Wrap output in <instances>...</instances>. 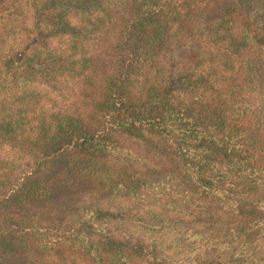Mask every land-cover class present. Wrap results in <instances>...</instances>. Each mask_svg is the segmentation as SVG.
<instances>
[{"label": "trees", "instance_id": "16d2710c", "mask_svg": "<svg viewBox=\"0 0 264 264\" xmlns=\"http://www.w3.org/2000/svg\"><path fill=\"white\" fill-rule=\"evenodd\" d=\"M196 1L0 0V258L222 264L211 260L215 241L195 246L205 235L188 228L195 221L180 223L189 252H170L163 238L182 227L147 216L163 197V213L205 207L264 232V28L235 8L222 12L211 30L219 54L157 85L160 51ZM154 158L169 159L178 180L145 195L146 177L121 162ZM53 179L71 194L96 181L113 198H138L122 208L94 198L74 219L37 212L55 196ZM111 223L163 237L159 246L134 241Z\"/></svg>", "mask_w": 264, "mask_h": 264}, {"label": "rangeland", "instance_id": "374dc122", "mask_svg": "<svg viewBox=\"0 0 264 264\" xmlns=\"http://www.w3.org/2000/svg\"><path fill=\"white\" fill-rule=\"evenodd\" d=\"M194 8L189 7L190 12L185 24H178L177 27L170 33L167 38L166 44L160 51V60H157V85L162 88L179 75L188 74L197 64L207 62L213 59V56L219 54L218 50L213 45L212 28L216 22L219 21V15L227 10L236 9L239 13L243 14L251 24H255L261 28H264V0H197ZM187 11V10H186ZM1 41V40H0ZM0 46H2L0 42ZM4 74L3 69V47L0 50V78ZM113 164H118L116 160L112 159ZM169 159H162L160 162L155 158L153 161L146 163H139L135 165L133 161L121 162L127 169H133L138 175L145 176L147 184L143 189V194H148L155 186L162 187L164 184L171 185L177 182L178 173L175 172L167 165ZM131 172V170H130ZM156 172V173H154ZM95 184L90 186L82 184L79 186L82 193L71 194L69 190H66L61 185H54V179L49 181V185L54 190L55 196L46 201L44 207L38 204L36 207L37 212L50 211L49 213H62L67 219H74L81 211L84 204L88 201L96 198L98 201L103 202L104 206L113 202L119 207L131 206L138 196L136 197H120L113 198V192L103 188L100 184L94 181ZM241 187H249L247 184H241ZM169 188L164 187L167 192ZM232 189V187L230 188ZM155 189V196H158V191ZM183 190V189H181ZM185 190H189L185 187ZM229 190V189H228ZM238 191L239 189H232ZM192 192V189L190 190ZM113 196V197H112ZM155 196H150L149 199ZM163 196V195H161ZM231 197L233 194L231 192ZM187 195L178 196L176 199L180 202H187ZM154 208H149L147 216H159L153 218L159 222H163V225L169 226L178 224L182 227V231L175 229L170 231L163 239L165 245L170 248V252L173 254L178 248H182L181 256H185L189 252L191 245L188 243L192 241L186 237L187 226L192 231L205 230V235L198 238L195 242V246L208 244L215 241L218 244L217 249H213L216 252V256L211 260L220 261L222 264H264V232L252 234L249 230L254 225V221L250 218L246 219L244 216L241 219H235V221L228 215L221 213L217 210L207 211L205 207L191 206V213H163L161 210L166 209V203L170 202V199L163 197V199H153ZM148 201V200H147ZM159 201L160 203H157ZM189 202V201H188ZM161 206V207H160ZM40 209V210H39ZM49 209V210H48ZM21 214L22 210H15ZM184 222H194L193 224H187L184 227ZM203 221V222H202ZM113 228L119 234L120 231L129 232L134 241L138 238H145V240L159 246L162 239V235L157 233L153 236L146 235L143 230L139 228H130L128 226L119 228L118 224H112ZM209 228L207 230L206 228ZM172 228V227H171ZM263 236V239L261 238ZM254 240H258V245H252ZM159 244V245H158ZM217 250H222V253H217ZM245 251V252H244ZM33 263V262H32ZM0 264H24L11 257L0 258Z\"/></svg>", "mask_w": 264, "mask_h": 264}]
</instances>
